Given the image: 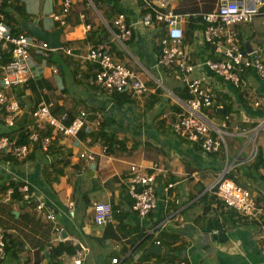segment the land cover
<instances>
[{"label":"crops","instance_id":"0c3cea01","mask_svg":"<svg viewBox=\"0 0 264 264\" xmlns=\"http://www.w3.org/2000/svg\"><path fill=\"white\" fill-rule=\"evenodd\" d=\"M71 1L70 16L64 17L63 24L49 17L61 15L62 0H13L1 7L7 13L3 14L4 24L13 34L35 39L23 25L37 22L47 32L61 29V47L50 51L44 61L30 55L28 80L33 89L27 80L5 90L18 103L20 113L13 126L6 127L5 112L0 109V137L12 135L16 142L32 125L31 113L39 104L46 105L56 119L61 113L71 118L79 112L89 114L75 137L57 134L46 126L51 137L46 152L33 145L23 160L0 152V233L5 237L1 264H72L71 257L80 248L87 253L82 264H112L113 259L118 260L116 264H264V214L260 223L243 217L237 220L241 216L235 210L204 201L205 194L215 196L213 185L223 165L221 152L205 154L198 143L173 132L189 95L176 67L157 64L163 24L154 29L139 24L144 15L140 0ZM149 1L163 2L165 12L182 16L183 32L190 25L196 27L190 41L183 39L193 66L220 59L203 41V29L197 22L199 14L217 10L218 0ZM119 15L131 28V37L122 45L115 40L118 30L113 25ZM236 32L240 49L246 53L257 50L264 59L260 17L239 24ZM99 44H108L113 60L133 71L148 91L119 97L102 91L93 81L98 66L84 59ZM7 61L0 54V65ZM1 74L0 70V90ZM188 77L198 78L202 88L216 96L219 108L204 109L200 114L208 124L221 128L227 113L229 126L258 130L257 155L251 162L247 161V139L239 133L225 136L234 162L226 179L249 191L264 208V80L246 71L236 87L205 67ZM97 115L102 118L101 131L123 143L125 152L104 153L100 142L91 137ZM81 153L92 156L93 163L80 159ZM64 162H68L66 167ZM131 165L155 176L156 207L145 218L133 212L127 194ZM25 184L33 189L35 199L45 202V210L37 213L36 200L29 206L13 196V188ZM98 203H107L113 210L111 220L102 225L94 223ZM47 213L53 215V221L45 218ZM156 243L160 247L157 254L150 252Z\"/></svg>","mask_w":264,"mask_h":264},{"label":"built area","instance_id":"2783aa9c","mask_svg":"<svg viewBox=\"0 0 264 264\" xmlns=\"http://www.w3.org/2000/svg\"><path fill=\"white\" fill-rule=\"evenodd\" d=\"M12 1L0 0V9L4 3L10 4ZM140 1L145 12L139 24L151 29L163 24L165 28L164 36L159 41L161 51L157 60L158 66L176 67L177 71L182 74L189 95V99L184 106L185 113L176 118L172 126L173 132L190 143H198L205 154L221 152L223 165L215 179L213 194L222 202L225 208L233 209L248 220H255L260 223L264 208L256 203L249 191L241 189L226 179L227 174L234 168V162L230 161L231 156L225 145V136L239 133L247 139L249 145L247 161L251 162L257 155L256 137L258 130L255 128L248 130L237 125L229 126V115H224L221 128H215L208 124L200 114L204 109L219 108L216 96L212 92L203 89L198 78L189 79L188 76L195 70L205 67L224 81L232 82L236 87L240 85V76L246 71H252L258 78L264 80V59L260 52L255 50L246 53L240 49L236 32V27L239 24L250 23L256 17H260L264 22L263 0H218V8L214 13L199 14V18L206 25L202 35L203 41L214 48L220 59L217 61L207 59L197 66H193L189 62V56L183 47L184 36L183 29L180 26L182 16L173 12H165L166 5L163 2ZM71 8V0H62L61 15L52 13L49 17L53 22L63 24L64 17H67ZM113 25L118 30L115 40L122 45L124 41H128L131 37V28L124 23L123 15H119ZM0 47L2 49L0 54L8 58L6 63L0 65L3 86L0 90V109L5 112L4 125L11 127L20 113V107L16 101L11 100L5 90L23 85L30 78L28 62L31 54L40 56L44 61L52 49L46 41H39L23 34L13 36L4 24L1 12ZM64 52L66 54L70 53L69 50H64ZM84 59L98 66L93 81L106 94L117 93L141 96L148 91L147 87L136 79L133 71L113 60L108 44L91 47ZM52 72L55 73L56 70H52ZM31 117L33 121L28 129L30 131L25 132L28 135V144L17 146L10 138L1 136L0 152H10L17 159L23 160L30 152L31 146L39 140V131L45 130L46 126L52 128L57 134L75 137L87 123L89 114L79 112L74 116L71 124L65 126V115L56 119L51 115L46 105L39 104L31 113ZM94 121V131H97L102 123L101 116L97 115ZM50 143L51 137L46 136L40 140L39 146L42 151L46 152ZM103 152H105V149H103ZM79 157L89 163L94 161L93 157L86 153H81ZM129 171L131 176L127 183V194L132 200L131 208L137 216L145 218L156 207L155 176L147 174L139 166L131 165ZM17 191L23 203H29L35 199L33 191L26 184L21 185ZM35 200V212L45 210V202ZM112 213L111 205L107 203L95 204L94 223L102 225L109 222ZM45 218L50 222L53 221V215L50 213H47ZM55 231L59 232L58 229H55ZM4 249V235L0 233V264L5 257ZM86 254L84 249H77L71 257L72 264H82ZM117 261V259H113L111 263L116 264ZM173 264L185 263L176 262Z\"/></svg>","mask_w":264,"mask_h":264},{"label":"trees","instance_id":"16d2710c","mask_svg":"<svg viewBox=\"0 0 264 264\" xmlns=\"http://www.w3.org/2000/svg\"><path fill=\"white\" fill-rule=\"evenodd\" d=\"M71 10V9H70ZM0 12L2 13V15L4 14V15H6L7 13H5L3 10H1L0 9ZM145 12V10H143V13ZM70 13V12H69ZM69 15V14H68ZM67 15V16H68ZM70 16V15H69ZM197 22L198 23H200L201 25L200 26H202V28L201 29H203V31H204V29L206 28V25H205V23L201 20V18H198L197 19ZM196 27L195 26H192V25H190V26H188V30L187 31H184L183 33H184V36H185V38L187 39V40H189L190 41V39H191V35H192V31L195 29ZM11 31V30H10ZM11 34L13 35V36H17L18 34H13V31L11 32ZM211 48V47H210ZM211 57H213V51H211ZM3 59V58H2ZM28 83V84H27ZM27 86H30L31 87V89H33L32 88V85H31V83L29 82V80L27 81ZM116 97H119L120 96V94H114ZM35 110V109H34ZM226 113V112H225ZM55 115H58V114H55ZM63 115H65L66 116V119H65V121H64V124H65V126H69L70 124H71V122H72V120H73V118H71V116L70 115H68V113H61V114H59V116H58V118H60V117H62ZM225 115H227V113L225 114ZM224 116V115H223ZM82 130V129H81ZM5 133V132H4ZM7 134H10V133H8V132H6ZM39 140L34 144V149H36V150H39L40 149V146H39V144H40V140L42 139V138H44V137H46V136H49L50 134H49V130L48 129H45V130H41V131H39ZM3 135V134H2ZM3 136H6V134L5 135H3ZM91 137L94 139V140H96V141H99L100 142V144H101V146L103 147V149H105V152L104 153H107V154H109V155H112V154H114V155H119V154H121V153H123V152H125V145L123 144V143H121L120 141H118L116 138H114L113 136H109V135H106V134H104V132H102L101 131V129L100 128H98V130L97 131H94L93 133H92V135H91ZM10 138L11 139H13L14 137L12 136V135H10ZM15 144L17 145V146H20V145H25V144H27V135L26 134H22V135H20V137H18V139L16 140V142H15ZM209 155H213V154H209ZM93 163V162H92ZM67 164H68V162H64L63 163V167H66L67 166ZM63 175V172L62 171H60V170H58V176H62ZM17 186V185H16ZM20 186V185H19ZM18 187H14L13 188V192H12V194H14L13 196H15V197H18V199L19 200H21V197L19 196V193H18ZM30 190L32 191L33 189H31L30 188ZM204 201H206L207 203H216V205H217V207H219V206H221V207H223V204H222V202H220L215 196H207L206 194L203 196V198H202ZM18 200V201H19ZM35 200V199H34ZM34 200H31L29 203H23V204H25V205H33V201ZM206 211H207V208H206ZM241 216V215H240ZM242 217L243 216H241V217H238L237 218V220H242ZM243 218H245V217H243ZM251 222H257L258 223V221H255V220H250ZM221 226H218L217 228H220ZM4 241H5V237H4Z\"/></svg>","mask_w":264,"mask_h":264},{"label":"water","instance_id":"95a60500","mask_svg":"<svg viewBox=\"0 0 264 264\" xmlns=\"http://www.w3.org/2000/svg\"><path fill=\"white\" fill-rule=\"evenodd\" d=\"M23 28L35 39L40 41H46L49 44L50 49L56 50L61 47V43H60L61 29H58L54 32H50V31L47 32L43 29H40L37 26V22H33L31 24L30 23L24 24ZM213 238L216 240L218 237L214 236ZM150 252L157 254L160 252V247L153 246L150 249Z\"/></svg>","mask_w":264,"mask_h":264},{"label":"clouds","instance_id":"9594fccd","mask_svg":"<svg viewBox=\"0 0 264 264\" xmlns=\"http://www.w3.org/2000/svg\"><path fill=\"white\" fill-rule=\"evenodd\" d=\"M2 14V13H1ZM183 36H184V33H183ZM40 41V40H39ZM12 127V126H11ZM25 134V133H24ZM5 137H8V138H10L9 136H5ZM27 137H28V135H27ZM11 139V138H10ZM13 142H14V140L13 139H11ZM14 144H15V142H14ZM27 144H28V138H27ZM27 144H25V145H27ZM16 145V144H15ZM20 146H22V145H20ZM31 147H33V146H31ZM3 153H5V152H3ZM157 245V244H156ZM159 245V244H158ZM157 245V246H158Z\"/></svg>","mask_w":264,"mask_h":264},{"label":"rangeland","instance_id":"374dc122","mask_svg":"<svg viewBox=\"0 0 264 264\" xmlns=\"http://www.w3.org/2000/svg\"><path fill=\"white\" fill-rule=\"evenodd\" d=\"M28 131H30V130H28ZM9 137H10V136H9ZM79 156H80V155H79ZM79 158H80V157H79ZM80 159H81V158H80ZM84 160H85V159H84ZM85 161H86V160H85ZM86 162H87V161H86ZM88 163H89V162H88ZM89 164H90V163H89ZM58 167H59V168H60V167L62 168V165L59 163V164H58Z\"/></svg>","mask_w":264,"mask_h":264},{"label":"bare ground","instance_id":"6f19581e","mask_svg":"<svg viewBox=\"0 0 264 264\" xmlns=\"http://www.w3.org/2000/svg\"><path fill=\"white\" fill-rule=\"evenodd\" d=\"M79 31V30H78ZM77 33V32H76Z\"/></svg>","mask_w":264,"mask_h":264}]
</instances>
